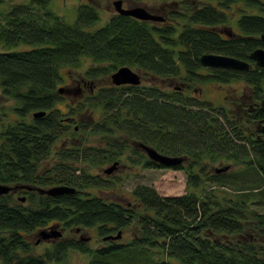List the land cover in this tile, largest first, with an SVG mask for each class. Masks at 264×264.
Here are the masks:
<instances>
[{
    "label": "trees",
    "instance_id": "trees-1",
    "mask_svg": "<svg viewBox=\"0 0 264 264\" xmlns=\"http://www.w3.org/2000/svg\"><path fill=\"white\" fill-rule=\"evenodd\" d=\"M12 1L0 0V86L15 113L0 120V183L32 188H21L16 198L13 191L0 195V264H62L70 250L88 253L89 264H113L111 254L124 257L127 252L134 257L126 264H174V259L182 264H264V241L259 239L264 214L253 220L245 212L250 203L259 202L257 195L264 198L259 134L264 68L250 58L252 51L264 48V0H154L162 3L164 23L116 12L102 22L97 0H81L73 22L51 10V0ZM21 45L27 48L18 49ZM203 54L235 57L251 66L205 68ZM84 58L94 64L85 71L91 80L110 79L118 68L130 66L153 82L104 85L66 102L63 112L57 106L67 94L59 92L61 69L78 67ZM166 79H177L185 88L166 90L155 82ZM240 80L250 86L255 102L248 113L243 114L240 100L214 105L188 93L197 84ZM85 110L88 120L80 119ZM36 111L46 114L35 117ZM81 132L118 137L122 144L108 138L103 148L63 145L64 136L75 138ZM120 135L166 155L186 156L184 165L172 167L185 171V193L163 196L152 186L138 185L130 205L92 193L89 188L112 181L82 164L121 160L127 147ZM134 155L139 156L134 162L146 167H163L137 149L128 159ZM204 160L220 167L228 161L248 166L255 170L253 183L235 186L225 173L230 167L210 172ZM54 186L75 191L55 196L39 191ZM60 226L73 231L96 227L102 240L130 228L135 232L128 242L107 239V245L96 249L80 239L60 237L42 254L34 253V245L46 241L37 242L39 233L63 235L55 229ZM245 232L252 239H242Z\"/></svg>",
    "mask_w": 264,
    "mask_h": 264
},
{
    "label": "rangeland",
    "instance_id": "rangeland-1",
    "mask_svg": "<svg viewBox=\"0 0 264 264\" xmlns=\"http://www.w3.org/2000/svg\"><path fill=\"white\" fill-rule=\"evenodd\" d=\"M27 0H13L12 2L16 3H25ZM84 1V0H82ZM114 0H97V7L99 9L100 15H101V21L104 22L108 20L113 13L115 12L114 7L112 5ZM81 2V0H51L50 2V8L54 12L60 14L64 20L67 22H73L76 18L77 14V7L78 4ZM125 4H131V5H139V6H145L147 8H151L155 11V14H159L163 9L161 2H156L154 0H124ZM167 9V7H166ZM158 11V12H156ZM164 15V14H163ZM100 22V23H102ZM100 25V24H99ZM27 46H19L18 49H25ZM4 48L0 45V52L3 51ZM94 65L93 62L90 59L84 58L82 59L80 65L78 67L69 68L64 67L61 69L63 80L58 84V87H67L68 89H72L76 86L78 83V80H83L89 84L90 82L94 83V86L97 87V85L104 86L111 84L110 79H107L106 77H99L97 80H91L90 78H87L85 76V71L90 67ZM106 65V64H104ZM136 70V68L132 67ZM142 75V74H141ZM94 81V82H93ZM153 82V79L151 77H143L142 75V84L147 85ZM159 84V86L166 90H171L175 87V85H178L180 82L177 79H166V80H156ZM92 85V84H91ZM205 90H201L202 97L213 103L214 105H220L223 104L225 101V95H226V101H230L231 99H234L236 102L237 100H242L244 97L245 100L250 97V87L245 84L243 81H234L229 84L219 85V84H205L204 85ZM90 86H87V89H89ZM81 94H72L71 92H68V95L64 98L60 99V102L57 104L59 108L62 109L63 112L67 111V106L65 105L66 102H72L74 103L76 100L83 99L87 93H91V91L87 90ZM186 90H184L185 92ZM95 92V91H94ZM93 93V92H92ZM188 93L192 96H197L196 93H194L191 89L188 91ZM241 96V98H240ZM229 105V103L227 102ZM12 105L13 101L9 100L5 96L2 95L1 86H0V120L4 118V120L8 121L12 119L15 116V113L12 111ZM100 114V113H99ZM98 117L99 115L96 114ZM89 110L83 111V114H81L80 119L82 120H88L90 119ZM81 121V120H79ZM121 136V135H120ZM126 141V149L124 151V155L122 156L121 160H119L118 170L114 171L111 175L105 174L104 169L112 165L113 163H104L99 166H92L89 167L86 164H82V167L87 168L92 174L99 175V177H102L103 179H109L112 181V184L109 185V183H106V185H102V187L99 188H89V190L94 194H100L104 196L107 200H115L123 202L124 204L130 205L131 202H134L135 198L132 195L133 189L138 185H148L154 187L161 195L165 194L166 196H176V195H182L185 193L186 189V173L184 170H177L173 168L168 167H146L143 163H137L134 162L135 160H139V156L134 155L131 157L133 160H129L128 156L132 155V149H137L141 154L147 157L145 151L140 148L139 145L136 144V142L129 140L126 137L121 136ZM108 138L112 141V143H117V145H121L122 142L119 141L118 137H108L104 136L103 134H97V135H89L86 132H81L80 136H77L75 138L68 137L66 138L64 136L63 138V145L67 147L69 144H76L80 147H99L103 148L105 147V144L107 143ZM45 160L42 162V166L44 167L50 160ZM148 158V157H147ZM149 159V158H148ZM186 160L185 162H187ZM205 164L207 165V170L212 172L215 167H220L221 165L219 163H216L215 165L211 162H208V160H204ZM229 164L230 169L225 172L227 178L229 179H235V186H240L244 184L250 185L253 183L252 178L253 175L252 172L255 173V170H247L248 166L242 165V164H235L232 161H228L225 163V165ZM89 167V168H88ZM79 173V171L77 172ZM111 176V177H110ZM114 183V184H113ZM206 185H208L206 183ZM20 195V194H19ZM19 195H15V198ZM23 195V194H21ZM24 197V196H23ZM254 200L249 199V202ZM259 202L256 203H250L246 209L245 212L248 213L247 215L249 217H252L254 220V215H261L264 214V198L258 199ZM260 200H262L260 202ZM130 202V203H129ZM56 230H62L63 235L60 236L61 238L64 237H72L82 240L86 243V245L90 248L96 249L99 247H102L104 245H107V243L102 240V237L99 236L97 232L96 227L91 228H77L75 231L73 230H63L62 227L55 228ZM79 229V230H78ZM135 232L134 228L127 229L121 233V238L118 240V242H128L133 233ZM255 236L259 237L260 234L256 231ZM242 239H252V235H250L248 232L243 233L240 235ZM60 237L56 238H50L46 241H41L39 244L34 245V253L36 254H42L46 249L51 248L54 242L57 239H60ZM30 239L32 242L35 241L36 237L35 234L30 236ZM259 239L264 241V235L259 237ZM134 257V254L131 256L128 252L124 255L119 254H111L108 258L110 263L113 264H126V260L131 259ZM137 258V257H136ZM135 258V259H136ZM68 260L65 261L62 264H89L90 256L88 253H82L78 250H70L68 255ZM176 264H182L178 262L176 259H174ZM174 262V264H175Z\"/></svg>",
    "mask_w": 264,
    "mask_h": 264
},
{
    "label": "water",
    "instance_id": "water-1",
    "mask_svg": "<svg viewBox=\"0 0 264 264\" xmlns=\"http://www.w3.org/2000/svg\"><path fill=\"white\" fill-rule=\"evenodd\" d=\"M114 10L116 13L124 15V16H130L132 18L141 20V21H163L164 17L158 14H155L151 12L147 7L145 6H129L124 7L123 6V0H114L112 3ZM260 38L264 41V32L261 34ZM251 60L255 62V64L259 67L264 68V48H257L250 54ZM200 62L202 66L204 67H223V68H232L237 70H244L250 68V63L245 60H241L235 57L225 56V55H219V54H203L200 57ZM110 79L112 84L116 86L120 85H140L141 84V75L133 70L129 66H122L118 68L116 71H114L110 75ZM66 87H60L59 92L60 93H66ZM263 107H264V99H263ZM46 114L45 111H36L34 113L35 117H42ZM261 132L263 134V142H264V125L261 128ZM140 147L146 152L148 158L157 163L160 166L172 168L175 166H178L186 161L184 156H170L163 154L156 150L154 147L146 145L144 143H140ZM118 161L114 162L112 165H110L108 168L105 169V172L107 174L113 173L118 166ZM230 165H225L223 167H218L215 171L216 172H224L229 169ZM22 187L31 189L30 186L22 185ZM15 187L7 184L0 183V195L6 194L10 192ZM39 191L41 193H47L49 195L55 196L58 194L63 193H69L74 192V187L69 186H54L50 187L48 189L39 188ZM22 201L25 200V197L21 198ZM79 230V229H78ZM50 233L46 230L41 231L39 235L41 236L37 242H39L41 239H50V238H56L60 237L62 235L61 231H55ZM121 231L118 232L116 235H109L104 237V240L112 239V240H119L121 238Z\"/></svg>",
    "mask_w": 264,
    "mask_h": 264
},
{
    "label": "flooded vegetation",
    "instance_id": "flooded-vegetation-1",
    "mask_svg": "<svg viewBox=\"0 0 264 264\" xmlns=\"http://www.w3.org/2000/svg\"><path fill=\"white\" fill-rule=\"evenodd\" d=\"M123 6L124 7H129V6H135V5H131V4H125L124 3V0H123ZM151 12H153V13H155V11L153 10V9H151V8H148ZM156 12H158V11H156ZM115 13V12H114ZM113 13V14H114ZM159 15V14H158ZM161 16H163L164 17V20L163 21H149V22H153V23H164L165 21H166V14L165 15H163V14H160ZM138 20V19H137ZM141 21V20H140ZM130 67V66H129ZM204 67V66H203ZM132 68V67H131ZM205 68H212V67H205ZM133 69V68H132ZM133 70H135V69H133ZM135 71H137L140 75L142 74L139 70H135ZM143 75V74H142ZM142 75H141V84H142ZM144 77V76H143ZM110 81H111V79H110ZM241 81V80H240ZM232 82H234V81H232ZM232 82H230V83H232ZM244 82V81H243ZM91 84H92V82H90ZM111 84H112V82H110ZM245 83V82H244ZM91 84H89L88 85V83L85 81V79H83V80H78V83L76 84V86L74 87V88H72V89H68L67 87H66V96L68 95V92L67 91H69V92H71L72 94H77V95H81V94H83L85 91H86V89H87V86H90L89 87V89H87V90H89V91H91V92H94V90H96V89H98L100 86L99 85H97V87H95L94 85H91ZM140 84V85H141ZM205 84H216V83H202V84H197V85H194L192 88H191V90L194 92V93H196L197 94V98H200V99H202L203 101H207V100H205L202 96V92H201V90L203 89V90H205L204 89V85ZM218 84V83H217ZM226 84V83H225ZM227 84H229V83H227ZM246 84V83H245ZM114 85V84H113ZM219 85H224V84H219ZM249 86V85H248ZM175 87H176V90H181V89H183V88H185V85L183 84V83H181V85H175ZM250 87V86H249ZM250 90H251V88H250ZM245 97V96H244ZM242 98V100H240L241 102H240V108H242V111H243V114L246 112V113H248V111H252V110H254L255 109V102H254V98H253V94H252V91H251V93H250V97H248V99H246L245 100V98ZM240 98H241V96H240ZM263 99H264V94H263V96L261 97V100L259 101L260 102V104H261V106L263 107ZM225 100H226V95H225ZM224 103H225V101H224ZM223 103V104H224ZM245 106V107H244ZM264 108V107H263ZM29 116H30V114H28V119H29ZM264 125V121H263V123L261 124V127L259 128V134H260V136H261V139L263 140V134H262V132H261V128H262V126ZM76 129H78L77 128V126H76ZM61 141L59 140V142H58V144H60L61 145V143H60ZM136 144L137 145H139L140 146V143H138V142H136ZM141 148V147H140ZM142 149V148H141ZM146 153V152H145ZM147 155V154H146ZM148 157V156H147ZM185 157V159H187V157L186 156H184ZM142 163V162H141ZM140 163V164H141ZM184 163H186V162H184ZM184 163H182V164H180V165H184ZM118 165H119V163H118ZM108 168V167H107ZM106 169V168H105ZM105 169H104V172H105ZM118 169H120V168H118V166H117V169L116 170H118ZM115 170V171H116ZM21 188H24V187H22L21 185H16V187L14 188V189H12L11 191H13V193H15V195H18V192L19 191H21L22 189ZM32 188V187H31Z\"/></svg>",
    "mask_w": 264,
    "mask_h": 264
},
{
    "label": "crops",
    "instance_id": "crops-1",
    "mask_svg": "<svg viewBox=\"0 0 264 264\" xmlns=\"http://www.w3.org/2000/svg\"><path fill=\"white\" fill-rule=\"evenodd\" d=\"M163 196H166L165 194H162Z\"/></svg>",
    "mask_w": 264,
    "mask_h": 264
},
{
    "label": "bare ground",
    "instance_id": "bare-ground-1",
    "mask_svg": "<svg viewBox=\"0 0 264 264\" xmlns=\"http://www.w3.org/2000/svg\"><path fill=\"white\" fill-rule=\"evenodd\" d=\"M104 239V238H103Z\"/></svg>",
    "mask_w": 264,
    "mask_h": 264
}]
</instances>
